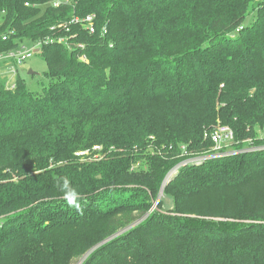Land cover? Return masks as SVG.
<instances>
[{
    "label": "trees",
    "instance_id": "16d2710c",
    "mask_svg": "<svg viewBox=\"0 0 264 264\" xmlns=\"http://www.w3.org/2000/svg\"><path fill=\"white\" fill-rule=\"evenodd\" d=\"M52 1L0 0L10 48L85 45L43 47V94L0 81V264H74L86 252L82 264H264V151L185 166L165 189L175 216L124 230L151 206L173 152H209L218 125L240 147L260 142L264 0ZM88 14L94 34L52 30ZM95 147L104 159L81 162ZM147 150L169 157L154 154L150 174L134 173Z\"/></svg>",
    "mask_w": 264,
    "mask_h": 264
},
{
    "label": "built area",
    "instance_id": "2783aa9c",
    "mask_svg": "<svg viewBox=\"0 0 264 264\" xmlns=\"http://www.w3.org/2000/svg\"><path fill=\"white\" fill-rule=\"evenodd\" d=\"M70 4H72L70 0H53L51 3V5L56 8ZM26 5L29 6V4ZM74 25L81 26L84 28V31L88 32L90 35L94 34L97 30V16L95 14H88L85 17L76 15L66 23L53 27L52 30H56L57 28H66L67 30H70ZM14 33L15 32L11 30L0 33V81L3 82L6 89L10 91L17 89L18 80L21 79V69L34 56L38 54L42 56L43 47L45 45L50 43H59L66 45L67 48L72 51L85 49L84 44L72 45L69 43L67 38H47L45 40L38 39L33 41L34 45L31 48H26L23 45H20L17 48H10V42ZM103 34H107V29L105 27L103 28ZM80 61L88 63L89 59L85 54H81ZM206 138L209 139L212 144L210 151L207 153L188 154L187 149L185 147H181L184 158L192 156V159L186 162L184 166L179 169V171L185 166L193 164H201L210 160L223 159L250 152L264 151V132L259 134V143L248 140L242 147H240L236 140L234 130L229 126H216L212 131L206 133ZM202 155H204V157ZM170 177L172 178L168 181V183L174 178V176Z\"/></svg>",
    "mask_w": 264,
    "mask_h": 264
},
{
    "label": "rangeland",
    "instance_id": "374dc122",
    "mask_svg": "<svg viewBox=\"0 0 264 264\" xmlns=\"http://www.w3.org/2000/svg\"><path fill=\"white\" fill-rule=\"evenodd\" d=\"M254 15L252 14V17ZM250 23V20H248V24ZM34 45L33 41H26L24 42L23 46L26 48H31ZM30 72H33L34 74H30ZM48 73V67L46 62L44 61L43 57L38 54L34 56L32 59H30L25 66L20 71V77L22 80H24L27 84L28 89L34 93V94H43L44 89L49 88L51 85V80L46 76ZM93 151L95 152V156L93 158H89L88 160H81V162H93V160L101 161L104 159V156L101 154V149L98 150L97 147L93 148ZM182 152V153H181ZM174 153V154H173ZM171 154V158H169L174 164L172 167L167 171L165 174L162 183L160 185V189L157 192L156 197H153L151 199V206L146 210V212L141 213H135V218L132 220L134 222L129 224V227H126L124 230L128 231L127 228L133 229L135 226H138L141 224L145 219H147L150 215L154 213H161L166 214L169 216H175L174 209H173V201L172 199L165 194V189L168 183V181L172 178L170 176H176L179 169L184 166V164L192 159L191 157L183 158V150L179 149L177 152H173ZM91 152H81L77 153V156H88ZM159 156L163 157L165 159L167 156H162L160 153H152L150 150H147L146 155L143 157L138 156L136 157L133 162L132 171L137 174L146 175L151 173V156ZM207 155V154H205ZM204 157V155H202ZM167 158V160H169ZM180 172V171H179ZM139 188H137L138 190ZM143 189V188H142ZM138 194L139 200H146L145 193H141L140 191L136 192ZM122 231V230H121ZM121 234V233H119ZM89 252H86L82 255H80L74 264H82V262L88 257Z\"/></svg>",
    "mask_w": 264,
    "mask_h": 264
},
{
    "label": "clouds",
    "instance_id": "9594fccd",
    "mask_svg": "<svg viewBox=\"0 0 264 264\" xmlns=\"http://www.w3.org/2000/svg\"><path fill=\"white\" fill-rule=\"evenodd\" d=\"M62 183L58 184L57 187L60 191L65 193V198L67 199L70 206L75 207L77 210L80 209V205L77 203L78 194L74 189L70 187V183L66 178H62Z\"/></svg>",
    "mask_w": 264,
    "mask_h": 264
},
{
    "label": "water",
    "instance_id": "95a60500",
    "mask_svg": "<svg viewBox=\"0 0 264 264\" xmlns=\"http://www.w3.org/2000/svg\"><path fill=\"white\" fill-rule=\"evenodd\" d=\"M30 74H32V75H33L34 73H33V72H30Z\"/></svg>",
    "mask_w": 264,
    "mask_h": 264
}]
</instances>
